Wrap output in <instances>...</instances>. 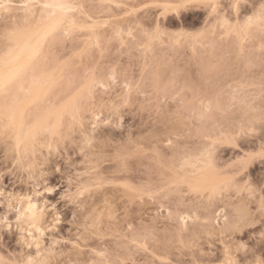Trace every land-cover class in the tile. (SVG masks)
<instances>
[{
	"label": "rangeland",
	"instance_id": "1",
	"mask_svg": "<svg viewBox=\"0 0 264 264\" xmlns=\"http://www.w3.org/2000/svg\"><path fill=\"white\" fill-rule=\"evenodd\" d=\"M56 1L0 0V75L38 46L0 93V264H261L264 0Z\"/></svg>",
	"mask_w": 264,
	"mask_h": 264
},
{
	"label": "bare ground",
	"instance_id": "2",
	"mask_svg": "<svg viewBox=\"0 0 264 264\" xmlns=\"http://www.w3.org/2000/svg\"><path fill=\"white\" fill-rule=\"evenodd\" d=\"M58 1V0H57ZM56 1V2H57ZM63 1H61V3H62ZM63 5H64V3H63ZM57 13V12H56ZM30 15V14H29ZM61 19V18H60ZM59 20V19H58ZM51 21V20H50ZM61 21V20H60ZM53 24H55V22H57V20L55 21H51ZM52 24V25H53ZM58 24H59V22H58ZM52 25H51V27H52ZM49 26V25H48ZM51 27H47V28H44L41 32H40V34H39V37H43L44 38V36L51 30ZM54 27V26H53ZM37 30V29H36ZM34 33H35V31H33ZM32 33V32H31ZM33 33V34H34ZM15 35V34H14ZM13 35V37L15 38V40L13 41L15 44H14V47H13V49L11 50V52L8 54L9 56H8V58L7 59H5L4 61H5V65H7V66H9V67H7V69H6V71L3 73V74H1L0 75V79H2L3 80V83H4V87L2 88V89H0V93L2 92H4V91H8V89L6 88V85H7V83L9 82V81H11V79H13V78H15V77H17L18 75H21V73L23 72V70H24V68L25 67H27L28 65H27V62L29 61V59L31 58V56H35L34 55V53H35V51H36V49H37V47L38 46H34V44H33V42L30 40V36H31V34H29L30 36H28L27 34H24V33H21V34H17L16 35V37ZM36 35V34H35ZM37 36V35H36ZM38 39V38H37ZM39 41V40H38ZM35 42H37V41H35ZM42 43V42H41ZM42 45V44H41ZM33 58V57H32ZM31 60V59H30ZM27 65V66H26ZM5 70V69H4ZM31 70V69H30ZM28 71V70H27ZM35 74V73H34ZM21 77V76H20ZM32 78V77H31ZM22 79H23V77H22ZM47 79V78H46ZM44 80V79H43ZM48 80V79H47ZM23 81V80H22ZM24 81H26V80H24ZM23 81V82H24ZM34 81H35V79H34ZM45 81V80H44ZM36 82H37V80H36ZM29 83V82H28ZM28 83H26V84H28ZM35 83V82H34ZM44 83V82H43ZM11 84V83H10ZM42 85V84H41ZM51 85V84H50ZM28 86V85H27ZM27 86H25V84L24 83H22L21 85H20V89L22 90V89H24V91L23 92H25V91H27ZM30 86H32V85H30ZM35 86V85H34ZM12 87V86H11ZM30 87H28V89H29ZM38 88H40V87H38ZM26 89V90H25ZM47 89V88H46ZM19 90V89H18ZM17 90V91H18ZM31 89H29V91H30ZM33 90V89H32ZM12 92V91H11ZM27 93H28V91H27ZM22 94V93H21ZM18 95V94H17ZM19 96V95H18ZM18 98V97H17ZM21 99L20 100H18V102H20V103H22V105L24 106V105H26L27 103H28V101H30V100H32V98L31 97H26V96H23V97H20ZM27 98V99H26ZM34 98V97H33ZM11 99H13L14 100V98H11ZM10 102V101H9ZM3 103V102H2ZM5 103V102H4ZM26 103V104H25ZM12 105V104H11ZM1 106H3L1 103H0V107ZM8 106V105H7ZM16 106H17V104H16ZM16 106H15V109H16ZM8 107H10V106H8ZM4 108H7V107H4ZM11 108H13L12 106H11ZM9 109V108H8ZM25 109V108H24ZM23 109V110H24ZM19 110H20V108L17 106V109L16 110H8V112H7V110H5L6 111V113H11V114H9V116L11 117V120L13 121V123H15L16 125L17 124H20L21 122H23L22 120H24L23 118H21V116H19V114H22L21 113V111L19 112ZM1 111V110H0ZM1 112H3V111H1ZM18 112V113H17ZM25 112V111H24ZM36 112V111H35ZM51 112V111H50ZM5 113V114H6ZM46 114V113H45ZM25 115V114H24ZM33 115V114H32ZM37 115H38V113H37ZM36 115V116H37ZM35 116V117H36ZM53 116V115H52ZM20 117V118H19ZM34 117V116H33ZM38 117V116H37ZM41 117V116H40ZM44 117V116H43ZM27 118V117H26ZM32 121H33V119H32ZM47 121V120H46ZM45 121V122H46ZM34 122H36V121H34ZM37 123V122H36ZM46 126V125H45ZM17 127V126H16ZM41 129H43V128H41ZM48 129V128H47ZM20 130H21V128H20ZM37 130H39V129H37ZM21 132V131H20ZM19 132V133H20ZM20 135V134H19ZM18 135V136H19ZM17 136V135H16ZM21 136V135H20ZM22 138V137H21ZM29 196H31V195H29ZM29 196H27V200H26V205H25V207H24V210H22V211H20V218H21V216L22 217H26V218H28V220H30L29 221V223H30V225L32 226L33 225V228H34V226L36 227L35 229L37 230V228H38V230H39V226H38V224H37V221L40 219V217L42 216L41 214L42 213H40L41 212V210H40V208H39V205H38V200H36V199H33V198H30ZM25 199H26V197H25ZM30 226V227H31ZM32 228V227H31ZM248 230V229H247ZM33 231V230H32ZM244 232H245V230H244ZM247 232V231H246Z\"/></svg>",
	"mask_w": 264,
	"mask_h": 264
},
{
	"label": "snow or ice",
	"instance_id": "3",
	"mask_svg": "<svg viewBox=\"0 0 264 264\" xmlns=\"http://www.w3.org/2000/svg\"><path fill=\"white\" fill-rule=\"evenodd\" d=\"M46 7H49L51 5H45ZM59 7H68L67 5H58ZM0 7H3L2 4H0ZM4 87V83H3V80L0 79V89H2ZM261 264H264V261L261 262Z\"/></svg>",
	"mask_w": 264,
	"mask_h": 264
}]
</instances>
